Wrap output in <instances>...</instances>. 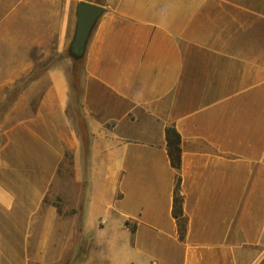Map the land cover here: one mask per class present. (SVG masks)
I'll list each match as a JSON object with an SVG mask.
<instances>
[{
	"label": "crops",
	"instance_id": "obj_1",
	"mask_svg": "<svg viewBox=\"0 0 264 264\" xmlns=\"http://www.w3.org/2000/svg\"><path fill=\"white\" fill-rule=\"evenodd\" d=\"M78 1L0 0V264H61L75 227L80 264H264V0H104L84 50L85 155L72 61L56 60ZM60 181L82 190L71 221L48 199Z\"/></svg>",
	"mask_w": 264,
	"mask_h": 264
},
{
	"label": "rangeland",
	"instance_id": "obj_2",
	"mask_svg": "<svg viewBox=\"0 0 264 264\" xmlns=\"http://www.w3.org/2000/svg\"><path fill=\"white\" fill-rule=\"evenodd\" d=\"M104 1V0H103ZM33 73H39V71H34ZM29 81L28 79L18 85V89L22 88L26 82ZM41 86H34L31 88L33 95H37L41 91ZM13 95H10L9 98H12ZM11 102L7 101L0 104V116L3 110H6L8 105ZM69 115L79 133L81 143H82V153L85 155L87 151V135L85 130L84 120L81 114V108L78 105L72 103L69 107ZM62 169L67 177H70L71 173V164L69 159H65L62 165ZM65 176V177H66ZM55 189H53L48 196V199L53 200L54 204L58 206L59 212L67 215V220L71 221V217L73 216V205L72 198L82 195V190L78 187V185L72 181H60L55 183ZM79 222V220H78ZM61 225H64V221H61ZM75 226V225H72ZM63 227V226H62ZM64 230H58L57 233L62 235ZM69 237L71 239V244L68 248V253L66 256L64 255L63 261L61 264H80L83 258H86L87 253H89V242L87 241L88 237L81 235V230L75 228L68 230ZM83 240L81 241L80 240ZM79 240V242H77ZM68 260L65 262V260Z\"/></svg>",
	"mask_w": 264,
	"mask_h": 264
},
{
	"label": "trees",
	"instance_id": "obj_3",
	"mask_svg": "<svg viewBox=\"0 0 264 264\" xmlns=\"http://www.w3.org/2000/svg\"><path fill=\"white\" fill-rule=\"evenodd\" d=\"M96 4H103V0H88ZM85 50V49H84ZM84 50L81 52L74 51L70 44L66 47L64 52L60 53L56 58L68 57L72 61V65L68 72V82H69V101L70 104L74 103L81 108V98H82V72H83V62H84ZM77 56V57H75ZM38 73H32L28 76V80L35 78ZM165 133V147L167 156L171 166L176 170L173 197H172V216L176 222L177 234L180 240L184 239L187 217L183 211V195L180 190V159H181V149H180V135L176 128L172 125H168L164 129Z\"/></svg>",
	"mask_w": 264,
	"mask_h": 264
},
{
	"label": "water",
	"instance_id": "obj_4",
	"mask_svg": "<svg viewBox=\"0 0 264 264\" xmlns=\"http://www.w3.org/2000/svg\"><path fill=\"white\" fill-rule=\"evenodd\" d=\"M105 10L103 5L87 0H79L76 4V22L70 47L81 52L85 49L90 33L98 19ZM77 57V56H75Z\"/></svg>",
	"mask_w": 264,
	"mask_h": 264
}]
</instances>
